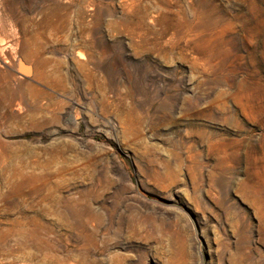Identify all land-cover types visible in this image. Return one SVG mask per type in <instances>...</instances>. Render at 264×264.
<instances>
[{
	"label": "rangeland",
	"instance_id": "obj_1",
	"mask_svg": "<svg viewBox=\"0 0 264 264\" xmlns=\"http://www.w3.org/2000/svg\"><path fill=\"white\" fill-rule=\"evenodd\" d=\"M0 166V264H264V0H0Z\"/></svg>",
	"mask_w": 264,
	"mask_h": 264
},
{
	"label": "water",
	"instance_id": "obj_2",
	"mask_svg": "<svg viewBox=\"0 0 264 264\" xmlns=\"http://www.w3.org/2000/svg\"><path fill=\"white\" fill-rule=\"evenodd\" d=\"M17 72L20 75L26 78H29L32 76L33 68L30 65L25 64L23 61H19L18 66H17Z\"/></svg>",
	"mask_w": 264,
	"mask_h": 264
},
{
	"label": "bare ground",
	"instance_id": "obj_3",
	"mask_svg": "<svg viewBox=\"0 0 264 264\" xmlns=\"http://www.w3.org/2000/svg\"><path fill=\"white\" fill-rule=\"evenodd\" d=\"M36 57H39V54L36 55ZM4 169H5L4 167H1V166H0V171H3ZM20 175H22V174L20 173ZM20 178H21V177H20ZM48 190H49V189H47V191H48ZM36 192H37V193L40 192V189L34 191V193H36ZM43 193H44V192H43ZM41 194H42V193H41ZM20 223H21V222H20ZM18 224H19V223H18ZM5 234H6V233H4V235H5ZM14 238H15V237H14Z\"/></svg>",
	"mask_w": 264,
	"mask_h": 264
}]
</instances>
